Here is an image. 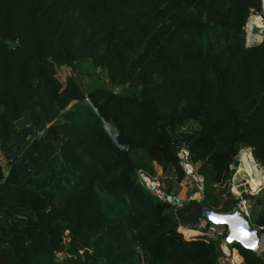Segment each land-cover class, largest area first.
I'll return each instance as SVG.
<instances>
[{"label": "trees", "instance_id": "1", "mask_svg": "<svg viewBox=\"0 0 264 264\" xmlns=\"http://www.w3.org/2000/svg\"><path fill=\"white\" fill-rule=\"evenodd\" d=\"M260 10L261 0H0V264H217L218 242L184 228L204 206L236 207L227 185L242 148L264 165V37L247 44L246 30ZM17 124L29 138L6 166ZM183 149L205 179L201 201L177 191L193 173ZM140 170L166 175L181 205Z\"/></svg>", "mask_w": 264, "mask_h": 264}, {"label": "built area", "instance_id": "2", "mask_svg": "<svg viewBox=\"0 0 264 264\" xmlns=\"http://www.w3.org/2000/svg\"><path fill=\"white\" fill-rule=\"evenodd\" d=\"M257 19H261L262 26L256 23ZM247 30V44L252 43L256 39H260L264 37V0H261V10L259 12H252L248 18L246 24ZM252 153L251 148H242L237 156V160L242 163H245V156L247 153ZM190 153L188 150L183 149L180 153V158L182 159V165L185 168L194 171V165L190 160ZM254 156V155H253ZM234 174L232 175L231 185L232 189L229 190V193L233 195V198L237 200V205L241 211V213L252 223V225L258 227L262 232V242L260 247L253 251L257 255L264 254V224L255 225L253 223V208L257 204V199L254 197L257 195L258 189L263 187L264 173L259 169L257 165H255L253 172H249L252 180L256 179L261 182V185L258 189H254L252 186V182L250 180H245L240 184L236 183V175L240 173V169H233ZM236 172V174H235ZM196 173V172H195ZM198 174V173H197ZM139 176L141 181L153 192L155 195L174 205H181L179 202H175L174 198L170 195H166L164 192V186L161 178H157L156 176H151L144 170L139 171ZM195 179L197 181L198 192H204V183L205 179L202 175H196ZM248 184H250L248 186ZM255 190L253 193L252 190ZM229 194H225L224 197L229 198ZM208 222L210 223L207 226ZM198 234L208 237L210 239H214L219 244L220 254L217 259V264H246L244 257L236 250L229 248V245L226 242V239L229 234V229L227 227H220L211 223L207 218H200L195 226L191 228Z\"/></svg>", "mask_w": 264, "mask_h": 264}, {"label": "rangeland", "instance_id": "3", "mask_svg": "<svg viewBox=\"0 0 264 264\" xmlns=\"http://www.w3.org/2000/svg\"><path fill=\"white\" fill-rule=\"evenodd\" d=\"M27 128L24 126H21V124H17L16 125V135L13 138V144H10V146H8V150H7V157H6V161L5 164L6 166H8L7 164H11L15 158H16V153L19 149L20 144L26 140L27 138H29V133L26 130ZM251 152L253 154V150L251 149ZM254 155V154H253ZM254 164L257 165L259 167V169L261 171H263L264 173V165L261 164L254 156ZM235 169H240V173L236 175V183L240 184L242 182H245V180H250L252 182V178L249 174V170L248 167L245 163H242L241 161L239 162V165L235 166L232 165V170ZM248 170V171H247ZM233 174H234V170H233ZM232 174V175H233ZM236 174V172H235ZM247 174V175H246ZM199 175L195 172H193L191 175H189L188 177H186V179L177 187V191L180 192V195L183 198H187L188 196H190L192 199H197L199 201H201L204 198V192H196L194 193L196 190H198V186H197V181L195 179V176ZM165 178L166 175H163L161 172H158V174L156 175L157 178H161L163 177ZM232 179V177H231ZM168 180H170L168 178ZM248 182V181H247ZM166 186L168 185V181L166 179L165 182ZM165 184L163 183V186H165ZM250 184H248L249 186ZM263 187L256 190L257 191V195L254 196L257 199V204L254 206L253 208V220L255 218H257L259 215L264 214V180H263ZM227 189H232V185H231V180L230 183L227 185ZM253 193H255L256 191L253 189L252 190ZM255 191V192H254ZM225 198V197H224ZM259 200H262V203H258ZM185 229V233L187 234H198L197 232H195L194 230H191L190 228H184ZM63 254H61L62 256Z\"/></svg>", "mask_w": 264, "mask_h": 264}, {"label": "water", "instance_id": "4", "mask_svg": "<svg viewBox=\"0 0 264 264\" xmlns=\"http://www.w3.org/2000/svg\"><path fill=\"white\" fill-rule=\"evenodd\" d=\"M203 217L207 218L214 225L229 229L226 239L229 246L237 242L251 251H255L260 247L262 242L261 230L252 225L238 207H235L231 211H221L204 206ZM146 258L147 255L144 256L145 260Z\"/></svg>", "mask_w": 264, "mask_h": 264}, {"label": "bare ground", "instance_id": "5", "mask_svg": "<svg viewBox=\"0 0 264 264\" xmlns=\"http://www.w3.org/2000/svg\"><path fill=\"white\" fill-rule=\"evenodd\" d=\"M256 23L262 26V21H261V19H257V20H256ZM245 162H246V165H247V167H248L249 172H250V173L253 172L254 167H255V165H254V159H252L248 154H246V156H245ZM248 170H247V171H248ZM246 175H247V174H246ZM260 185H261V182H260V181H258V180H256V179L252 180V186L254 187V189H258V187H259Z\"/></svg>", "mask_w": 264, "mask_h": 264}]
</instances>
